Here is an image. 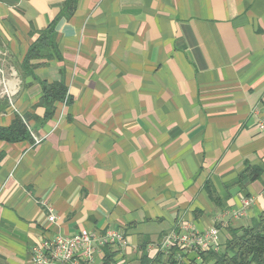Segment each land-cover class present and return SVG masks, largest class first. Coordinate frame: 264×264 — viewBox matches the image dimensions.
<instances>
[{"label":"crops","instance_id":"crops-1","mask_svg":"<svg viewBox=\"0 0 264 264\" xmlns=\"http://www.w3.org/2000/svg\"><path fill=\"white\" fill-rule=\"evenodd\" d=\"M66 1L0 0V127L33 141H0V264L79 230L123 231L117 264H166L152 246L182 226L222 246L264 210V0ZM45 83L66 88L49 119ZM246 164L260 177L226 188Z\"/></svg>","mask_w":264,"mask_h":264},{"label":"trees","instance_id":"trees-1","mask_svg":"<svg viewBox=\"0 0 264 264\" xmlns=\"http://www.w3.org/2000/svg\"><path fill=\"white\" fill-rule=\"evenodd\" d=\"M75 1L67 0L66 8L72 10ZM54 38L53 25L39 32L38 39L30 46L21 64L24 72L32 68L31 61L37 58H48L51 55L50 50L55 51ZM65 96L66 88L63 84H43L40 105L45 109L46 119L53 116L56 105L62 103ZM0 141L12 144L21 142L31 144L33 142L26 122L17 115L10 126L0 127ZM262 172V167L246 164L238 175L226 185V188L237 187L242 191L248 183L258 179ZM213 191L209 184L206 185L209 198L217 204L218 199ZM226 232L228 233L226 243L218 249L212 247L210 250L201 252L199 261L193 260L191 264H264V210L257 219L252 220L247 226L239 227V229L228 228ZM103 250L104 263L115 262L116 253L111 250V247L107 246ZM179 255L184 257L178 249L172 250L165 259L166 264H180ZM160 258L161 256L155 262Z\"/></svg>","mask_w":264,"mask_h":264},{"label":"built area","instance_id":"built-area-1","mask_svg":"<svg viewBox=\"0 0 264 264\" xmlns=\"http://www.w3.org/2000/svg\"><path fill=\"white\" fill-rule=\"evenodd\" d=\"M39 142L40 140L36 141ZM251 201V198L241 199V214L245 213ZM45 207L47 220L54 222L56 216L52 208L49 205ZM218 234L216 227L199 232L193 226H182L166 233L152 248L156 247L165 258L172 250L178 249L184 255H179L178 261L181 264H191L193 260L199 261L201 252L220 247ZM124 240L125 234L121 230H79L71 235L46 236L30 247L28 264H105L103 249L107 246L118 247Z\"/></svg>","mask_w":264,"mask_h":264}]
</instances>
